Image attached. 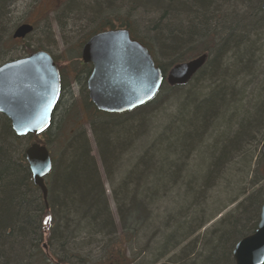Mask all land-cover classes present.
Listing matches in <instances>:
<instances>
[{
	"label": "trees",
	"instance_id": "16d2710c",
	"mask_svg": "<svg viewBox=\"0 0 264 264\" xmlns=\"http://www.w3.org/2000/svg\"><path fill=\"white\" fill-rule=\"evenodd\" d=\"M10 1L0 0V49L8 41H23L13 39V31L6 33L4 28ZM261 2L68 0L59 7L56 19L75 14L74 10L89 14L86 31L79 33L78 48L73 49L75 59H80V48L90 36L119 28L127 29L148 49L163 74L181 57L206 53L208 59L186 85L163 81L153 99L121 114L97 111L83 75L90 68H74L84 76L81 105L90 115L110 182L109 166L124 155L133 158L112 195L118 224L86 132L57 131L76 102L64 109L60 106L44 132L51 135L44 144L47 148L52 136L66 135L58 155L51 156L46 202L25 160L26 142L33 136H17L0 114V264H76L73 257L80 258L77 264H133L146 255L149 258H142V264H156L169 254L160 264H234L232 249L254 231L264 202V161L259 150L264 139ZM140 9L141 15H151L155 21L142 25L143 16L137 17ZM29 45H22L26 55L45 48L41 40L34 49ZM60 87L65 92V77ZM166 102L175 114L163 121L157 109ZM159 115L163 122L151 125ZM71 116L77 118V112ZM208 138L213 142L206 146ZM231 205L234 208L210 231L182 245L205 224L208 213L219 214ZM105 229L112 232L107 239ZM86 236L92 238L88 251ZM44 239L47 253L40 249ZM130 242L139 251L125 262V245ZM93 249H101L98 263L92 262Z\"/></svg>",
	"mask_w": 264,
	"mask_h": 264
},
{
	"label": "water",
	"instance_id": "95a60500",
	"mask_svg": "<svg viewBox=\"0 0 264 264\" xmlns=\"http://www.w3.org/2000/svg\"><path fill=\"white\" fill-rule=\"evenodd\" d=\"M264 10V0L261 4ZM33 32L27 23L17 26L13 39ZM81 60L91 66L86 79L88 96L97 110L124 113L150 101L159 91L163 75L147 50L125 28L108 29L92 35L81 48ZM205 56L176 64L166 75L169 85L186 83L201 67ZM60 92L59 73L51 55L36 50L0 65V114L19 137L43 133L52 122V110ZM264 161V142L261 145ZM33 184L46 202L44 178L52 161L48 148L34 142L25 150ZM234 264H264V202L254 231L236 242L232 249Z\"/></svg>",
	"mask_w": 264,
	"mask_h": 264
},
{
	"label": "rangeland",
	"instance_id": "374dc122",
	"mask_svg": "<svg viewBox=\"0 0 264 264\" xmlns=\"http://www.w3.org/2000/svg\"><path fill=\"white\" fill-rule=\"evenodd\" d=\"M67 1L68 0H57V1L56 0H11L8 5V14L6 18V24L4 26V28L6 29V33L12 32L14 28H16L18 25L22 23L32 24L35 29H34V32L28 37L24 38L23 41H20V42L19 41L18 42L8 41L6 42L5 45H2L0 49V64L10 59H16V58L25 56L26 52L23 51L22 45L29 43L30 44L29 48L32 46L31 48L34 49L37 47V44L40 45V40H41L42 45L45 46L44 49L53 56V58L57 62V65L61 68L62 71H65V74L68 73L67 69H69V73H70V68H72L73 70L74 68H76L80 71L83 68V66L81 65L80 59L78 60L72 57L74 56L73 49L76 50L78 48L79 37L81 38V34L79 33L86 31L87 18L85 17L86 16L89 17V14L86 12L83 14L79 12L78 10H74L75 14L70 13L69 15L68 14L59 15L58 19H56V14H55L56 11H58L59 7L62 6ZM141 12L142 11L140 9L137 13V17L143 16L144 19L141 21L142 25L147 24L146 22L147 21L149 22L150 20L155 21V19H151L152 17L151 15H146L145 13H142L143 15H141L140 14ZM261 37L263 40L264 33L262 34ZM24 42L26 43L23 44ZM160 58L163 59V56L160 55ZM167 69L169 70V68ZM69 83L71 84L70 86L72 87V90H71L72 96L71 98L68 96L67 101L69 104L72 102L73 103L76 102L75 105L73 106L75 108H72L67 112V117L66 118L64 117L65 125L61 127L62 130H57V131L59 133L64 131L62 133H65L67 131L75 132V131L83 129L86 132L87 138L90 143L91 154L94 157L96 166L100 174L101 185L103 188L104 195L106 196L108 207L113 214L116 224H118V221H117L118 216H117V211H116L117 206L113 200L112 195H113L114 189H117L118 182L123 177L126 176V172L131 168L130 164L131 163L133 164V158H130L129 160L128 157L124 155L120 158L119 162H115L113 167L111 165L109 166L112 172L110 173L111 178H113V181L110 182V179H108V177L110 176L108 172L106 171V168L104 166V163L102 162V159H100V153L98 150V145L96 143V138L94 136L93 131L91 130L90 122L88 121V118L90 117V115L89 117H87L81 105L80 84L78 86H74L73 79L71 78L68 79L67 87L64 88L65 92H63V95H68V93L66 94V91L68 89ZM168 104L170 103L168 102L163 103L157 109V111H161L163 113V117H162L163 121H167L168 115L170 116V115L175 114V111H174L175 108L168 106ZM64 107L65 105L62 106V109H64ZM75 111L77 112V118L76 117L72 118L71 114ZM79 114L80 116H78ZM158 118L160 119V115L155 117V119H153V122H151L150 124L154 125L157 123L158 124L162 123L163 121H160ZM53 121H54V116H53ZM51 132L53 134L57 133L53 129L51 130ZM50 137L51 135L49 136L45 133L43 135H40L38 138L32 137L30 141L26 142L27 143L26 146L29 145V143H32L34 141H38L42 144H45L46 142L50 141ZM52 137L54 138L53 142L54 140L55 142L54 143L52 142L51 145L49 144L48 149L51 153L52 158H55L60 152L59 149H61V146L63 145L62 140L66 139V135H54ZM56 159L60 163V157H57ZM262 159H263V156H262ZM232 208L234 207H229L228 209H232ZM213 222L214 220L210 222L209 224H207L206 228H210L213 225ZM91 239L92 238L87 237V236L84 237L83 239L85 242L84 247L86 251H88V249H91L92 247V245L91 246L88 245L89 242H91ZM80 240H77V241H80ZM125 249H126L125 262L130 261L132 255H134L135 253H138L139 251V248L132 242H130L129 244L126 243ZM79 255L80 257H83L84 253L81 252ZM170 256H171L170 254L167 255L160 262L156 264H160L161 262H164L163 260H165L167 257H170ZM100 258H101V249L99 251H97V249L95 250L93 249L92 262L95 263L96 261L98 263ZM142 258L148 259L149 255H146L143 257L140 256L137 259V261H134L133 264H142L143 263ZM73 259H74L73 261L76 262V264L79 263L80 261L79 257H73Z\"/></svg>",
	"mask_w": 264,
	"mask_h": 264
},
{
	"label": "bare ground",
	"instance_id": "6f19581e",
	"mask_svg": "<svg viewBox=\"0 0 264 264\" xmlns=\"http://www.w3.org/2000/svg\"><path fill=\"white\" fill-rule=\"evenodd\" d=\"M263 1V0H262ZM261 4H262V2H261ZM40 50H45V49H40ZM148 50V49H147ZM46 51V50H45ZM201 55H204L205 56V60H204V62H203V64L201 65V67H198L197 68V70H196V72L194 73V75L196 74V73H198L199 71H200V69L203 67V65L206 63V61H207V59H208V55L206 54V53H202ZM201 55H199V56H201ZM198 55L197 56H194V57H190V56H188V57H181V58H179V60H178V62H175V64L174 65H172L171 67H169V70L173 67V66H175L176 64H182V63H186V62H189V61H191V60H194V59H196L197 57H199ZM21 58V57H20ZM16 59H18V58H16ZM183 59V60H182ZM11 60H15V59H10V60H8V61H11ZM180 60H182V61H180ZM8 61H5V62H8ZM5 62H3V63H5ZM3 63H1L0 65H2ZM168 70V71H169ZM168 71L165 73V74H163L162 73V75H163V81H165L166 83H167V81H166V75H167V73H168ZM193 75V76H194ZM192 76V77H193ZM191 77V78H192ZM191 78L186 82V83H184V84H182V85H179V86H183V85H186L190 80H191ZM162 81V82H163ZM168 84V83H167ZM157 94V93H156ZM58 99H59V96H58ZM58 99H57V101H58ZM153 99V98H152ZM56 101V102H57ZM93 104V103H92ZM94 106V105H93ZM95 107V106H94ZM96 108V107H95ZM97 110V109H96ZM97 111H99V110H97ZM101 112V111H100ZM128 112V111H127ZM113 114H121V113H113ZM35 142V141H34ZM34 142H32V143H34ZM213 142V139H210V138H208L207 140H206V146H209V143H212ZM263 142H264V139L262 140V143H261V145L263 144ZM31 143H29V145H30ZM261 145H260V149H261ZM89 146H90V143H89ZM91 150V149H90ZM261 152V151H260ZM51 154V153H50ZM50 157H51V155H50ZM26 160V159H25ZM28 165V164H27ZM39 189V188H38ZM40 191V190H39ZM40 193H41V191H40ZM41 196H42V194H41ZM43 199V198H42ZM45 202V201H44ZM229 207H233V205H231V206H229ZM228 207V208H229ZM228 208H226V209H223V210H221L220 212H219V214H216V215H214V213H208V216L206 217V222H205V224H203L201 227H199V228H197L196 229V231L194 232V235H192V237H190V239H188L187 241H185L182 245H185V244H187L189 241H191V240H193L194 238H196L198 235L200 236H203V233H205L206 231H210L211 229H212V227H213V225H215L218 221H220V219L222 218V216L224 215V214H227V213H229L232 209H228ZM227 209H228V211H227ZM214 220V222H213V225L210 227V228H206V225L207 224H209L210 222H212ZM48 222V220H45V223H47ZM115 222V221H114ZM116 223V222H115ZM111 229H112V227H111ZM203 232H202V231ZM113 231H115V229H113ZM104 239H107V237L108 236H110V234L112 235V232L109 230V229H105L104 230ZM118 233L120 234V232L118 231ZM40 249L42 250V252H45V253H47L48 252V242L46 241V239H44L42 242H40ZM233 258V257H232ZM164 261V260H163ZM234 261V260H233Z\"/></svg>",
	"mask_w": 264,
	"mask_h": 264
},
{
	"label": "flooded vegetation",
	"instance_id": "af4514ba",
	"mask_svg": "<svg viewBox=\"0 0 264 264\" xmlns=\"http://www.w3.org/2000/svg\"><path fill=\"white\" fill-rule=\"evenodd\" d=\"M55 63H56L57 69H58L59 80L60 81H61V79L63 77H65L66 80H68L70 78L73 79V82H74L73 85L74 86H78L80 84V79H82V77H84V76H82V75L78 76V72L75 71V70H73L72 68H70V73H69V69H67L68 70V73L65 74V71H62L61 70V68L57 65V62L56 61H55ZM81 65L82 66H86V67H88V68L91 69V67L88 64H85L82 61H81ZM86 73H84L83 75H85L86 76V79H87V76H88L89 72L87 74ZM85 82H86V80H85ZM70 85L71 84L69 83V86H68V89H67L68 92L66 91V94L68 93V95H63V92L61 91V88H60L59 99L56 102V104H55V106H54V108L52 110V116H54L56 114V111L60 109V106L62 107L63 105L68 104V101H67L68 100V96L70 98L72 96V92H71L72 87Z\"/></svg>",
	"mask_w": 264,
	"mask_h": 264
}]
</instances>
